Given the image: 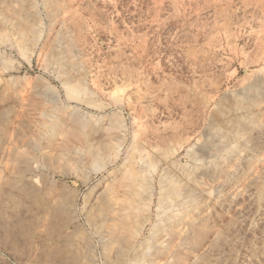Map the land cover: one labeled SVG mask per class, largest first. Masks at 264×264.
I'll list each match as a JSON object with an SVG mask.
<instances>
[{"label":"rangeland","instance_id":"1","mask_svg":"<svg viewBox=\"0 0 264 264\" xmlns=\"http://www.w3.org/2000/svg\"><path fill=\"white\" fill-rule=\"evenodd\" d=\"M0 264H264V0H0Z\"/></svg>","mask_w":264,"mask_h":264},{"label":"bare ground","instance_id":"2","mask_svg":"<svg viewBox=\"0 0 264 264\" xmlns=\"http://www.w3.org/2000/svg\"><path fill=\"white\" fill-rule=\"evenodd\" d=\"M76 89H77V88H76ZM81 90H82V89H81ZM79 91H80V90H79ZM73 92L75 93L74 90H73ZM73 92H72V93H73ZM84 92H85V91H84ZM81 93H83V92H81ZM75 94H76V93H75ZM84 94H85V93H84ZM114 123H115V121H114ZM112 124H113V123H112ZM137 147H138V148H136L137 151L140 150V148H139L138 145H137ZM93 158L96 159V158H97V154H92V159H93ZM132 168H134V167L132 166ZM134 169H136V167H135ZM137 169H138V168H137ZM140 169H141V168H140ZM132 170H133V169H132ZM137 171H138V170H136V171L133 170V171L131 172V175H130L131 178L134 180V183L130 184V186H132V190H131V188H130V186H129L130 190L132 191V195H133L132 197L135 196V199L138 198V197L140 198V192H141V191H138L137 188L144 187L143 185L146 184V182H145L146 180H144L145 184L141 185V183H143V180H142L143 178H142V179L140 178V175H141V174L139 175V172H137ZM141 171H142V170H141ZM141 177H142V175H141ZM144 177H145V176H144ZM146 179H147V178H146ZM127 180H128V178H127ZM130 181H131V180H130ZM131 182H132V181H131ZM146 185H147V184H146ZM176 185H177V184H176ZM166 186H168V185L166 184ZM145 187H148V186H145ZM144 189H145V188H144ZM148 190H149V189H148ZM164 190H166V189H164ZM168 190H169V192L167 191V193L169 194V196L167 195V196H168V199H167V200H169L170 198H172V199H175V198H176L177 200H179V199H178V198H179V192H178V189H177V187H176L175 185H173V186H171V187H168ZM145 191H146V190H145ZM145 191H144V193H145ZM162 191H163V190H162ZM181 191H182V190H181ZM187 191H188V190H187ZM142 192H143V191H142ZM165 192H166V191H165ZM129 193H130V192H129ZM130 194H131V193H130ZM180 194H181V193H180ZM182 194H183V193H182ZM182 194H181V195H182ZM184 194H185V193H184ZM165 195H166V194H165ZM194 195H195V194H194ZM129 196H131V195H129ZM192 196H193V195H192ZM192 196H191V194H190L189 197H187V199H188V198L190 199V197H192ZM141 197H142V196H141ZM143 197H144V196H143ZM181 197H182V196H181ZM181 197H180V199H182ZM166 198H167V197H166ZM166 198H165V199H166ZM140 199H141V198H140ZM161 199H162V198H161ZM189 199H188V200H189ZM142 200H143V199H142ZM143 201H144V200H143ZM172 202H174V200H172ZM177 202H178V201H177ZM141 203H146V202H142V201H141ZM160 203H161V202H160ZM129 204H130V203H129ZM136 204H137V203H136ZM161 204H163V202H162ZM161 204H160V205H161ZM178 204H179V203H178ZM140 205H141V204H140ZM140 205H138V206H140ZM182 205H183V204H182ZM182 205H181V206H182ZM144 206H145V205H144ZM126 207H127V206H126ZM146 207H148V206H145L144 209H145ZM183 207H184V206H183ZM137 208H138V207H137ZM129 209H130L129 211L132 210V212L136 210V208H135V206H134V201H133V200H132L131 204L129 205ZM127 210H128V207H127ZM126 212H127V211H126ZM138 212H140V211H138ZM128 213H130V212H128ZM128 213H126V214H128ZM137 214H138V213H137ZM137 214H136V211H135L134 216H136ZM128 216H130V215L128 214ZM138 216H139V215H138ZM138 218H139V217H138ZM107 219H108V218H107ZM136 224H137V223H136ZM158 228H159V227H158ZM132 241H133V240H132Z\"/></svg>","mask_w":264,"mask_h":264}]
</instances>
